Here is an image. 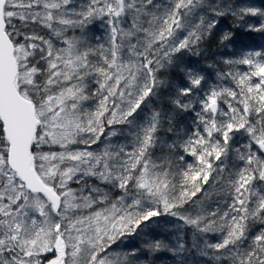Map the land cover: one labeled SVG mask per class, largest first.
I'll return each mask as SVG.
<instances>
[{
  "label": "snow or ice",
  "instance_id": "6c2138e0",
  "mask_svg": "<svg viewBox=\"0 0 264 264\" xmlns=\"http://www.w3.org/2000/svg\"><path fill=\"white\" fill-rule=\"evenodd\" d=\"M229 15L264 33L235 0H0V264H264V48L181 66Z\"/></svg>",
  "mask_w": 264,
  "mask_h": 264
},
{
  "label": "trees",
  "instance_id": "16d2710c",
  "mask_svg": "<svg viewBox=\"0 0 264 264\" xmlns=\"http://www.w3.org/2000/svg\"><path fill=\"white\" fill-rule=\"evenodd\" d=\"M238 4L259 7L264 9V0H235ZM246 23L240 27H235L237 23L234 17L231 15L221 19L220 24L214 30V34L209 38V40L201 45L203 51L199 56L191 55L190 53H184L181 56L182 65L186 67H192L198 70L201 74L206 75L209 82H214L216 79V68H209L208 65L219 63L220 58L223 57H236L239 56L243 50L248 49H262L264 48V33L249 32L246 31V25L251 23L255 24L259 20L258 17H246ZM228 30L234 33V36L230 42V47L221 45L219 43V37L222 31ZM179 55V54H178ZM220 68L227 70L223 64H219ZM242 70H244L242 66ZM165 76H169L173 81L178 84L183 85L184 76L178 70L174 69L170 73H165ZM167 95V93H164ZM165 107H168L165 104ZM180 123L188 125L190 122V115H182L178 118ZM175 221L171 217H161L159 218L158 224H153L145 233H141L140 236L128 237V243L126 247L133 248L139 247L142 243V236L147 234L155 236L157 238L170 236L171 233L167 231ZM210 239H215V237H210ZM155 264H171L170 256L167 253H158L155 257Z\"/></svg>",
  "mask_w": 264,
  "mask_h": 264
}]
</instances>
